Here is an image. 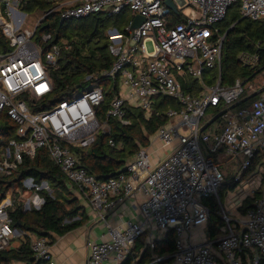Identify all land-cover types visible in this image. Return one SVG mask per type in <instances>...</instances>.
I'll return each mask as SVG.
<instances>
[{
    "label": "built area",
    "instance_id": "obj_1",
    "mask_svg": "<svg viewBox=\"0 0 264 264\" xmlns=\"http://www.w3.org/2000/svg\"><path fill=\"white\" fill-rule=\"evenodd\" d=\"M44 1L51 3L52 8L43 11L45 18L41 16L31 29L23 27L30 17L23 10L26 0H0V30L8 44L0 45V111L17 125V138H11L0 151V177L13 176L26 155L33 159L39 149L45 148L67 181L101 218L122 199L143 191L146 199L139 207L144 219L110 227L108 240L90 242L87 264H122L129 257L137 260L141 254L136 250L140 239L145 236L146 245L153 250L156 241L171 229L176 232L174 253H153L146 264H160L169 259L171 264H218V253H223L228 264H245L243 256L250 250L258 252L254 261L257 264L260 254H264V188L244 217L235 219L221 211L226 227L218 239L194 242L189 234L194 227L209 221L211 209L203 200L217 197L224 182L220 164L207 153H223L229 158L241 156L236 181L250 173L255 158L260 156L264 181V85L256 91V98L237 109L231 107L248 94V83L241 78L230 85L221 82L225 35L216 27L236 3L242 17L264 18V0H171L175 10L166 4L167 0ZM125 8L130 9L133 18L124 30L111 27L106 32L113 64L101 72L87 74L83 81L91 83H86L88 87L82 92L46 107L54 90L49 71L58 69L61 47L53 44L45 51L35 41L41 23L55 12L63 22L97 13L119 14ZM172 13L180 16L181 22L169 21ZM136 15L145 20L134 28ZM148 41L152 51L147 47ZM239 60L254 68L260 57L257 53L243 52ZM211 69L219 72L214 83L203 79ZM118 74L122 78L120 92L113 96L107 116L129 124L124 119L127 102L150 111L152 97L175 99L179 109L166 111L175 123L161 127L157 136L165 148L174 140L178 144L157 164L152 162L150 147L141 148L124 170L101 181L89 172L74 148H87L99 132L109 131L107 120L100 122L97 118L105 93L94 80ZM190 78L199 81V91L186 89ZM214 107H222L223 128L218 132L204 131L203 117ZM12 188L30 192L26 201L19 203L16 195L5 201ZM43 191L55 197V190L47 181L38 183L33 177L25 178L22 185L14 183L6 194L0 191V251L8 249L14 239L28 236L34 257L31 262L6 263L0 259V264H56L50 250L51 240L15 226L11 217V211L19 206L24 211L40 210L46 202ZM76 219L79 217L72 220Z\"/></svg>",
    "mask_w": 264,
    "mask_h": 264
},
{
    "label": "trees",
    "instance_id": "obj_2",
    "mask_svg": "<svg viewBox=\"0 0 264 264\" xmlns=\"http://www.w3.org/2000/svg\"><path fill=\"white\" fill-rule=\"evenodd\" d=\"M50 8H52V4L44 0H26L23 6V10L30 16H36L39 11L46 12ZM132 18L128 8L119 14L97 13L85 18L63 22H61L57 12L46 17L37 29L35 41L42 44L45 51L50 49L53 44L61 47L58 69L49 71L54 83V90L49 97L48 104H45L46 107L82 92L88 87L86 83H91L83 81L87 74L101 72L113 64L114 56L110 52V39L106 32L111 27L124 30V26ZM181 20V17L175 13L169 16V21L174 24L181 22ZM216 27L221 34L225 35L222 54V83L226 85L235 83L238 77L246 83L264 71V18L253 20L242 17L239 3H236L228 9L225 18L217 23ZM44 37H48L47 40H44ZM0 45L4 47L8 45L1 30ZM243 52L257 53L260 57L258 66L251 68L242 64L238 57ZM206 76H208V83H214L218 78V70H208ZM121 81V74L114 78L101 77L94 80V84L97 83L98 86H101L105 93V100L97 109V118L100 122L107 120L110 129L105 133L99 132L96 135V140L89 147L74 148L89 172L96 175L101 181L117 175L119 171L124 169L127 161L133 158L141 148L148 147L158 130L168 123L169 117H167L166 111L171 107L178 109L180 107L179 102L175 99L155 96L151 98L152 107L150 111H146L131 102L125 104L124 119L129 121V124H124L115 116L108 117L110 102L113 96L120 92ZM198 82L197 79H191V83L185 84V87L187 90L194 88L199 90ZM256 96L254 94L244 95L240 101L231 107L233 109L242 107ZM214 109L216 118L213 123L221 120L220 111H222V107H214ZM213 123L204 127V131L211 130ZM16 132V123L5 112L0 111V151L11 138H17ZM110 141L115 144L111 145ZM207 155L212 157L210 154ZM27 177H33L38 183L47 181L49 186L55 190L56 196L53 198L43 191L46 202L40 210L24 211L19 206L11 211L15 226L42 235H49L51 232L62 234L82 225L87 220V215L84 212L79 219L72 220L79 216L82 207L74 198L64 174L49 158L47 149H39L33 159L26 155L13 176L0 177V191H7L14 183L22 185L23 180ZM235 186L236 183L233 178L227 176L220 192L227 188L232 190ZM203 201L211 209V218L213 215H217L218 205L215 198L212 196L204 198ZM251 203V199L246 200L242 212H245ZM66 219L72 221L66 223L64 222ZM216 221L217 224H223L222 219L215 218L214 222L210 223L212 234H215ZM16 240H18L19 245H11L8 249L0 251V259L6 263H10L12 260L33 261L29 237L23 236ZM144 241L143 238L140 239V245L138 248L136 247V250H139L137 252H141L139 259L129 257L122 264H146L153 253L169 255L176 250V232L172 229L168 230L162 239L156 241L153 250ZM160 264H171V259ZM257 264H264V255L260 256Z\"/></svg>",
    "mask_w": 264,
    "mask_h": 264
},
{
    "label": "crops",
    "instance_id": "obj_3",
    "mask_svg": "<svg viewBox=\"0 0 264 264\" xmlns=\"http://www.w3.org/2000/svg\"><path fill=\"white\" fill-rule=\"evenodd\" d=\"M239 58V57H238ZM259 64V63H258ZM258 66V65H257ZM256 66V67H257ZM252 68V67H251ZM208 71H206L205 75H203V79L207 81L208 76H206ZM222 73V71H221ZM219 74V72H218ZM257 77V76H256ZM255 77V78H256ZM240 78V77H238ZM237 78V79H238ZM194 79V78H190ZM254 79V78H253ZM252 79V80H253ZM250 80V81H252ZM246 82V83H261L259 87H254V89L251 91H248L247 95H252L257 93L256 91L259 90V88L264 85V77L262 79H256L255 82ZM222 82V78H221ZM224 84V83H223ZM230 85V84H227ZM253 87V86H252ZM200 90V88H199ZM196 88H194V91H199ZM152 100V99H151ZM172 108V107H171ZM210 109V108H209ZM214 109V108H213ZM148 111V110H146ZM215 113L213 118L205 124L206 126L209 125V123H213L215 119ZM220 121H215L212 126L211 130L212 132H218L221 131L224 125V120L220 118ZM175 123V119H169L168 123L166 125H163L162 127H171L172 124ZM160 130V129H159ZM158 130V131H159ZM158 133V132H157ZM156 135L152 138L150 145L147 147L150 149L153 157V164H157L158 160H161L168 156L171 153V148H174L178 141L174 140L170 147L165 148L163 147V143L161 139ZM120 146V145H118ZM210 154V153H207ZM221 154V153H218ZM218 154H213L212 157L215 159L217 163L222 165L221 162L218 160ZM224 155V154H223ZM135 157V156H134ZM133 157V158H134ZM131 158V159H133ZM231 159V161H236V172L234 175H230L223 171L222 166V172L224 174V182L228 177H232L233 181L236 183V186L234 189H225L223 192L219 189V194L215 198V201L218 205L217 208V215H213V218H211L209 221L204 225H198L193 228V230L190 232L189 236L192 241H203V240H216L219 237H221L225 232L226 223L224 218L221 216V211L224 210L227 212V214L235 219H238L240 217H244L247 210L242 212L243 204L246 200L251 199L252 203L255 199V196H259L262 189L264 188V181L262 180V174L261 172V158L256 157L253 163V167L250 170V173L245 175L241 181H236L235 176L237 173H239V170L241 168V156L237 158H229L224 156L223 159ZM129 159L128 161H130ZM234 159V160H232ZM257 160V161H256ZM127 161V163H128ZM256 161V162H255ZM126 163V165H127ZM126 167V166H125ZM124 167V169H125ZM123 169V170H124ZM68 186L74 196L75 199L79 202V205L82 207L81 212H79V216L81 217V214L84 212L87 215V220L82 224L79 225L71 230H68L62 234H57L55 232H51L49 235H42L36 232L35 235L37 236H46L51 240V253L53 255V259L56 264H87L88 258L91 253V248L89 243L90 242H101L106 241L109 239V229L110 227H116L118 225H123L127 221H140L144 219V216L141 213L139 204H141L145 199V195L143 191L138 190L136 196H131L122 199L113 210L108 212V214L105 215L104 218H101L96 211H94L86 198H84L80 192L71 184L68 182ZM8 191V190H7ZM5 192V194L7 193ZM19 190L17 191V188H12L6 195H5V201H9L13 198V196H19L18 194ZM27 192H23V195L21 196H27ZM15 196V197H16ZM204 202V201H203ZM5 203V202H4ZM251 203V205H252ZM215 218L222 219L223 224L219 223L217 224V221L215 222L216 228H215V234H212V230L210 229V223L214 222ZM240 226L237 225V228ZM145 239V243H146ZM13 246H18L14 242H12ZM138 245H140V241L137 243L136 247L138 248ZM145 245V244H144ZM142 246V245H141ZM139 251V250H137ZM258 252L256 250L253 251H247L246 254L243 256V260L245 264H254L255 258L257 257ZM264 255L263 253L260 254ZM218 264H228L225 256L223 253H218ZM43 264H49V263H43Z\"/></svg>",
    "mask_w": 264,
    "mask_h": 264
},
{
    "label": "rangeland",
    "instance_id": "obj_4",
    "mask_svg": "<svg viewBox=\"0 0 264 264\" xmlns=\"http://www.w3.org/2000/svg\"><path fill=\"white\" fill-rule=\"evenodd\" d=\"M40 13V14H39ZM29 14V13H28ZM37 14V15H36ZM35 15L36 16H30L28 19H27V22H25V24L23 25V27L24 28H31V29H33L34 27H35V25H36V23L38 22V19L41 17L42 19L43 18H45L44 16H43V11L41 12V11H39L38 13H36ZM147 47H148V49L150 50V51H152L153 50V48H152V44H151V42L150 41H148L147 42ZM262 77H264V71L263 72H260L258 75H257V77L256 78H254L252 81H250V82H255L256 81V79H262ZM261 85V83H248L247 84V91H250L251 89L253 90L254 89V87H259ZM253 86V87H252ZM214 113H215V109H213V108H210V109H208L207 110V112H206V114H205V116L203 117V120H202V124L203 125H205V124H207L212 118H213V116H214ZM223 157H224V155H223V153H221V154H218V160L221 162V166H222V169H223V171H226L228 174H229V172H230V175H234L235 174V172H236V161H231V159H223ZM236 160H238L237 158H235ZM232 160H234V159H232ZM17 191H18V189H17ZM54 193H55V191H54ZM18 194H19V196H18V198H19V203H23V202H25L26 201V197L25 196H21V195H23V192L20 190L19 192H18ZM26 194H30V192L28 193H26ZM55 196H56V193L54 194ZM67 207H69L68 205H67ZM153 233H154V230L152 231ZM17 239V238H16ZM16 239H14V243L16 244V245H19V242H18V240H16ZM143 239L145 240L146 239V237L144 236L143 237Z\"/></svg>",
    "mask_w": 264,
    "mask_h": 264
},
{
    "label": "water",
    "instance_id": "obj_5",
    "mask_svg": "<svg viewBox=\"0 0 264 264\" xmlns=\"http://www.w3.org/2000/svg\"><path fill=\"white\" fill-rule=\"evenodd\" d=\"M166 4H167L171 9L175 10V6H174V4H173V2H172L171 0H167V1H166ZM144 20H145V19H144L141 15H136V16H135V19H134V22H133V27H134V28L139 27V26L143 23ZM254 95H258V92L255 93Z\"/></svg>",
    "mask_w": 264,
    "mask_h": 264
},
{
    "label": "bare ground",
    "instance_id": "obj_6",
    "mask_svg": "<svg viewBox=\"0 0 264 264\" xmlns=\"http://www.w3.org/2000/svg\"><path fill=\"white\" fill-rule=\"evenodd\" d=\"M32 208H34V206L32 205ZM33 210H36V209H33ZM33 210H31V211H33Z\"/></svg>",
    "mask_w": 264,
    "mask_h": 264
}]
</instances>
